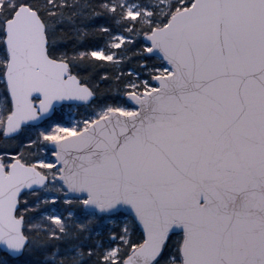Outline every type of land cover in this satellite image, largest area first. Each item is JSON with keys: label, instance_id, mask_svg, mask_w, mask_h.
<instances>
[{"label": "snow or ice", "instance_id": "6c2138e0", "mask_svg": "<svg viewBox=\"0 0 264 264\" xmlns=\"http://www.w3.org/2000/svg\"><path fill=\"white\" fill-rule=\"evenodd\" d=\"M0 264H264V0H0Z\"/></svg>", "mask_w": 264, "mask_h": 264}, {"label": "rangeland", "instance_id": "374dc122", "mask_svg": "<svg viewBox=\"0 0 264 264\" xmlns=\"http://www.w3.org/2000/svg\"><path fill=\"white\" fill-rule=\"evenodd\" d=\"M80 111H82V110H80ZM73 118L74 119H79L80 117L78 115L73 114Z\"/></svg>", "mask_w": 264, "mask_h": 264}]
</instances>
